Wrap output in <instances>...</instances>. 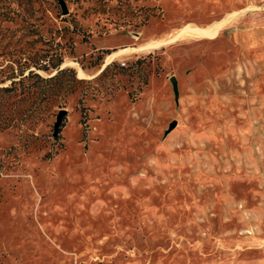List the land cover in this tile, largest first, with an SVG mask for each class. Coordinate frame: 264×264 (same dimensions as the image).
<instances>
[{"label":"rangeland","instance_id":"374dc122","mask_svg":"<svg viewBox=\"0 0 264 264\" xmlns=\"http://www.w3.org/2000/svg\"><path fill=\"white\" fill-rule=\"evenodd\" d=\"M63 1L0 0V264H264V0Z\"/></svg>","mask_w":264,"mask_h":264},{"label":"water","instance_id":"95a60500","mask_svg":"<svg viewBox=\"0 0 264 264\" xmlns=\"http://www.w3.org/2000/svg\"><path fill=\"white\" fill-rule=\"evenodd\" d=\"M57 2L59 3V6H60V9H61V12L62 13H65L66 12V8H65V5H64V1L63 0H57ZM170 81H171V84H172V87L175 88V78L173 76H170ZM65 113V110L64 109H59L56 113V116H55V121L53 123V132H57V128H58V125L59 123L61 122V117L62 115ZM174 124V120H172L169 125H168V128H171Z\"/></svg>","mask_w":264,"mask_h":264}]
</instances>
